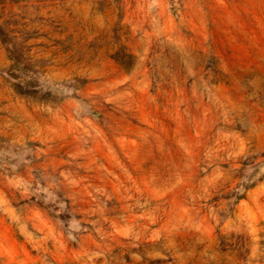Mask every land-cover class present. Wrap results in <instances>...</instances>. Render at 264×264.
<instances>
[{"label":"rangeland","instance_id":"374dc122","mask_svg":"<svg viewBox=\"0 0 264 264\" xmlns=\"http://www.w3.org/2000/svg\"><path fill=\"white\" fill-rule=\"evenodd\" d=\"M0 264H264V0H0Z\"/></svg>","mask_w":264,"mask_h":264}]
</instances>
